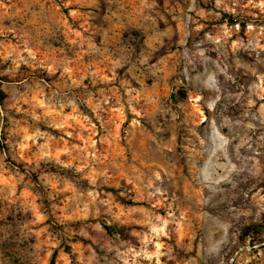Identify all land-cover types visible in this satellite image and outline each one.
I'll return each mask as SVG.
<instances>
[{"label": "rangeland", "instance_id": "obj_1", "mask_svg": "<svg viewBox=\"0 0 264 264\" xmlns=\"http://www.w3.org/2000/svg\"><path fill=\"white\" fill-rule=\"evenodd\" d=\"M0 91V264H264V0H0Z\"/></svg>", "mask_w": 264, "mask_h": 264}, {"label": "trees", "instance_id": "obj_2", "mask_svg": "<svg viewBox=\"0 0 264 264\" xmlns=\"http://www.w3.org/2000/svg\"><path fill=\"white\" fill-rule=\"evenodd\" d=\"M0 94H1V91H0ZM171 97L173 100L175 99L174 96H171ZM103 227L110 234L117 233V232H114V230L116 231L115 227H109L105 225ZM243 237L251 238L252 240H255V241H262L264 239V225L257 223V222L250 223L242 230L241 238ZM66 250L68 251V248H66ZM54 259H55V253L52 254L49 264H54Z\"/></svg>", "mask_w": 264, "mask_h": 264}]
</instances>
